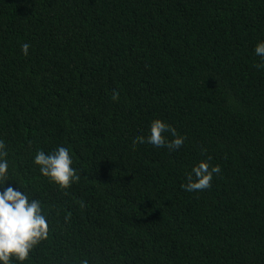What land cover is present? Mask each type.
<instances>
[{"label": "trees", "instance_id": "obj_1", "mask_svg": "<svg viewBox=\"0 0 264 264\" xmlns=\"http://www.w3.org/2000/svg\"><path fill=\"white\" fill-rule=\"evenodd\" d=\"M261 41L264 0H0V139L49 221L24 264H264ZM155 119L180 149L133 142ZM60 145L67 190L33 165Z\"/></svg>", "mask_w": 264, "mask_h": 264}, {"label": "clouds", "instance_id": "obj_2", "mask_svg": "<svg viewBox=\"0 0 264 264\" xmlns=\"http://www.w3.org/2000/svg\"><path fill=\"white\" fill-rule=\"evenodd\" d=\"M30 45H21V53L28 55ZM257 56L264 58V41L258 42L254 48ZM118 93H113V99ZM172 139L169 140L168 136ZM185 137L161 119L153 120L148 128L147 136L135 134L134 143L150 144L156 148L166 147L178 150L184 144ZM70 146L60 145L50 153L38 150L33 158V165L42 177L48 179L61 190H67L79 181ZM8 152L5 142L0 139V264H24L29 260L30 252L49 238V221L42 202L31 198L27 191L22 190L23 182H12L9 173ZM210 158L200 160L194 164L186 174V183L181 189L187 192L203 191L211 188L213 175L221 172L219 165H211ZM15 184L14 188L11 185ZM68 217H65L67 221ZM80 264H88L82 260Z\"/></svg>", "mask_w": 264, "mask_h": 264}]
</instances>
